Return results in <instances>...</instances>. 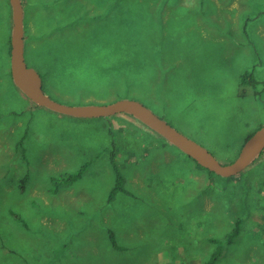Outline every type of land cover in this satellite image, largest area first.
Wrapping results in <instances>:
<instances>
[{"label":"rangeland","instance_id":"1","mask_svg":"<svg viewBox=\"0 0 264 264\" xmlns=\"http://www.w3.org/2000/svg\"><path fill=\"white\" fill-rule=\"evenodd\" d=\"M51 1L25 4L23 18L25 63L52 100L149 105L223 165L264 125V0ZM10 26L0 0V264H203L207 240L236 218L215 264H264V150L238 175L212 176L126 114L33 105L12 85ZM115 168L126 194L107 203Z\"/></svg>","mask_w":264,"mask_h":264},{"label":"water","instance_id":"2","mask_svg":"<svg viewBox=\"0 0 264 264\" xmlns=\"http://www.w3.org/2000/svg\"><path fill=\"white\" fill-rule=\"evenodd\" d=\"M10 7L9 72L13 85L33 104L58 114L75 118H103L126 114L146 126L176 147L197 165L224 178L244 171L264 149V125L253 132L241 147L236 159L220 164L204 147L177 131L148 107L135 100H118L108 104L69 106L58 103L44 94L36 70L24 60V11L21 0H7Z\"/></svg>","mask_w":264,"mask_h":264},{"label":"trees","instance_id":"3","mask_svg":"<svg viewBox=\"0 0 264 264\" xmlns=\"http://www.w3.org/2000/svg\"><path fill=\"white\" fill-rule=\"evenodd\" d=\"M22 1V4H23V11H24V14H25V10H24V5L26 4H28V3H32V5H35V4H37V3H41V6H43V5H45L48 9L47 10H49V6H50V4H53V2L51 1V0H30V2L28 1V0H21ZM44 2V3H43ZM54 5V4H53ZM49 17H51V12L49 11ZM56 29V28H55ZM58 29H63V27H62V25H60L59 26V28ZM6 43H7V58H8V54H9V34L7 33V37H6ZM8 75H9V73H8ZM251 76H250V74H247V73H244V74H242V76H241V80L245 83V84H250L251 86H253L254 84H253V80L250 78ZM253 84V85H252ZM13 85V84H12ZM13 87H15L14 85H13ZM16 88V87H15ZM42 88H43V85H42ZM16 90H18L17 88H16ZM19 91V90H18ZM32 103V102H31ZM33 104V103H32ZM33 105H35V104H33ZM149 106V105H148ZM148 106H146V107H148ZM160 117V116H159ZM161 119H163L162 117H160ZM146 127V126H145ZM147 128V127H146ZM260 128V127H259ZM258 129V128H257ZM256 129V130H257ZM121 131H126V129L125 128H122L121 129ZM254 132V131H253ZM253 133H250L246 138H245V140H244V142L252 135ZM158 148H162V149H164V150H167L168 151V148H165V147H155V148H153V149H158ZM264 150V149H263ZM170 151H173L174 152V150L172 149V148H170V150H169V152ZM180 154H182L183 156H185V157H188V156H186L184 153H182L180 150H177ZM171 153V152H170ZM262 152H260L259 154H258V156L256 157V158H258V159H254L253 161H252V163L254 164V163H256V162H258L260 159H261V157H262V154H261ZM189 158V157H188ZM179 159V163H182V161H183V159H184V157H181V158H178ZM178 163V162H177ZM114 165V161H113V158L111 159V165ZM194 164H195V166H197V168H199V169H201V170H204V171H206L208 174H210V175H212V176H214V174L213 173H211V172H209V171H207V170H205L204 168H202V167H200L199 165H197L195 162H194ZM88 165V163H85V165H83L82 167H80L79 169H78V171L75 173V174H73V175H70V176H68V175H63V176H61V177H59V178H53L52 179V192H57V191H54V189L55 188H57V186H58V184L59 183H61V182H67V181H72V180H74V179H76L77 177H80L81 176V174H82V172L84 171V168L86 167ZM55 166H58V165H55ZM53 169V168H52ZM54 170H56V171H58L57 169H54ZM114 172V174H115V184L113 185V187L110 189V191H109V193H108V196H107V203H111L113 200H114V198H115V195L118 193V192H120V193H125L126 194V191L124 190V188H123V179H122V177H121V175H120V173L118 172V170L115 168V171H113ZM234 177V176H233ZM26 179V176H24L23 178H22V185H23V182H24V180ZM21 187H23V186H21ZM240 221H241V219L240 218H236L235 219V224H234V227H233V229L229 232V233H227V235L224 237V238H220V239H215V238H209L207 241H208V243H210L209 245L211 246V249L209 250V249H204V250H202L203 252H207V255H206V257H204L203 258V264H215L216 262H217V260H219L220 258H221V256H222V254H223V252H224V248L225 247H228V246H230L234 241H235V239L237 240V238L239 237V234H240ZM115 235H114V233L113 232H110L109 231V233H108V240H109V243H110V246L112 247V248H114L115 250H123V251H126V247H120V246H118L117 245V243H116V240H115V237H114ZM207 238V237H206ZM206 238H204V239H206ZM203 239V240H204ZM205 247V246H204ZM201 251V250H200ZM58 254V252H57V250H53V255H57ZM52 256V255H51ZM130 259V262H131V257L129 258ZM23 264H31L30 262H28L27 260H25L24 259V261H23ZM89 264H93V262L92 263H89ZM94 264H103L101 261H98V262H95L94 261ZM132 264H135L134 262L132 263Z\"/></svg>","mask_w":264,"mask_h":264},{"label":"crops","instance_id":"4","mask_svg":"<svg viewBox=\"0 0 264 264\" xmlns=\"http://www.w3.org/2000/svg\"><path fill=\"white\" fill-rule=\"evenodd\" d=\"M24 177V176H23ZM23 188V187H22ZM114 201V200H113Z\"/></svg>","mask_w":264,"mask_h":264}]
</instances>
